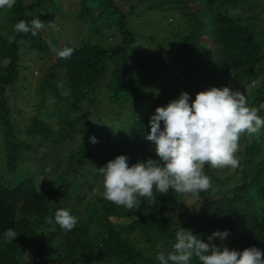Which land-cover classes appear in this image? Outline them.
<instances>
[{"label":"trees","instance_id":"trees-1","mask_svg":"<svg viewBox=\"0 0 264 264\" xmlns=\"http://www.w3.org/2000/svg\"><path fill=\"white\" fill-rule=\"evenodd\" d=\"M56 1L15 0L11 9L0 8V264H29L25 253L30 264H159L158 252L171 250L180 227L205 242L213 232L227 230L225 239L216 237L211 243L239 251L252 246L264 250V128L251 143L246 133L241 135L239 167L205 165L212 188L198 198L171 189L159 195L154 187L156 203L140 198L137 212L99 194L84 205L71 203L74 198L85 200L86 190L95 184L105 192L97 168L116 156L126 155L129 166L158 159L156 145L146 139L150 117L181 92L194 100L210 87H232L244 93L250 107L264 102V27L242 20L241 10L252 0H78L75 41L45 26L36 36L15 34V41L8 43L19 21L38 17L47 23L59 12ZM152 12L157 17L171 12L174 22L155 28L147 23L154 28L148 35L127 28L131 14L146 20ZM109 34L115 41L109 42ZM76 45L71 59L59 57V51ZM45 58L49 63L39 64L40 74L34 76L32 61ZM176 72L186 82L175 87L181 92L152 85ZM33 77L37 81L31 97ZM100 90L113 112L104 116L102 126L90 110L102 101ZM16 99L21 103L13 104ZM81 103L91 105L75 112ZM258 115L264 117V111ZM80 122L88 135L64 152L63 138ZM110 123L117 125L115 130L113 125L106 129ZM97 133H102L98 151L88 145ZM34 141L44 147L39 165L32 163ZM26 154L31 156L28 162ZM64 155L69 168L64 166L61 173L57 169ZM46 160L54 163V176L40 186ZM4 172L12 175L11 182L4 180ZM61 208L78 219L67 233L59 225L52 231L45 223ZM171 212L178 218H171ZM8 228L19 233L12 242L3 237ZM191 264H199L198 259L193 257Z\"/></svg>","mask_w":264,"mask_h":264},{"label":"clouds","instance_id":"clouds-1","mask_svg":"<svg viewBox=\"0 0 264 264\" xmlns=\"http://www.w3.org/2000/svg\"><path fill=\"white\" fill-rule=\"evenodd\" d=\"M14 4L15 0H0V8L11 9ZM45 26L53 30L57 27L54 21L46 23L38 17L30 23L21 20L14 25V34L8 43L15 41V34L36 36ZM76 47L64 48L58 52L59 57L71 59ZM261 111H264V102L250 107L244 93L231 87H210L198 92L194 100L189 93L181 92L166 106L157 107L150 117L151 130L146 139L156 145L158 159L149 157L129 166L128 157L118 155L97 168L103 178L105 199L137 212L143 202L140 198L149 204L156 203L154 187L159 195H168L171 189L198 198L200 193L212 188L210 177L205 174L206 164L214 169L240 166L236 158L240 137L246 133L251 143L252 137L260 135L264 128V117L258 115ZM89 139L93 144L98 143L94 136ZM45 223L52 231L59 225L67 233L74 229L78 219L61 208L54 217H46ZM18 234L8 228L3 237L5 242H12ZM228 235L227 230L216 231L205 242L190 229L180 227L171 250H160L156 259L159 264H191L193 257L199 264H264V250L255 246L239 251L211 243L216 237L223 240ZM24 259L30 264L28 253Z\"/></svg>","mask_w":264,"mask_h":264},{"label":"rangeland","instance_id":"rangeland-1","mask_svg":"<svg viewBox=\"0 0 264 264\" xmlns=\"http://www.w3.org/2000/svg\"><path fill=\"white\" fill-rule=\"evenodd\" d=\"M78 0H58L57 2V8L59 9L58 13L53 14L51 17L48 18V22L49 21H54V23L56 24V30H53L51 28H49V31L55 35L58 36H63L62 38H70L73 41H75L78 38V34H77V24H76V20L74 18V14L73 12L76 10V3ZM57 9V10H58ZM243 11V15H242V20L245 21L247 24L249 25H256L258 28H263L264 27V0H252L251 2H249ZM171 13V12H169ZM165 14V13H161L159 15V17H157L156 12H152V14H149L148 17H146V20L142 19L141 17L138 18L136 17L134 14H131V16L128 18V24L126 25L128 29H132L133 31H136L137 33H142L143 35H148L151 32H153L154 28L160 27L162 25V22H167V21H172L174 22V20H171V15ZM167 16V17H165ZM147 23H149L151 26H153L154 28H151L147 25ZM108 40L110 41H115L113 35H108ZM142 44H149L148 40L145 39H140L139 40ZM53 53V51H52ZM153 53L154 54H159L161 55L162 53L155 51L153 49ZM172 56L175 55H170V58ZM177 56V55H176ZM174 59V58H172ZM49 60L48 59H43V61H32V65H34L33 69H32V74L34 76H38L39 70H38V65L39 64H48ZM176 65L178 67V70L181 71V67H180V63L177 60L173 61V65ZM43 65V66H44ZM178 72H176L171 79H163L162 81H157L156 83H153L152 85H158V87H161L164 91L168 92V91H172L174 90H179L175 87L177 86H185L186 82H180V80H178ZM186 74L181 73L180 79H185ZM204 79V78H202ZM37 81V77H33L31 79H29V87L30 88V94L32 97V89L35 86ZM157 88V87H156ZM232 88V87H231ZM172 89V90H171ZM198 89H202V87H199ZM180 91V90H179ZM23 92L22 94H25V91H20ZM181 92V91H180ZM180 92L176 93L179 94ZM104 92H102L101 90L98 92V97L102 100L100 103H98L96 105V107H91L90 110L92 111L94 117H98L99 120H101L100 122H98L99 125H103L102 120L104 118L105 115L107 114H113L112 111H110L107 108V100L105 95L103 94ZM11 95V94H10ZM33 101H35V99H33ZM14 103H21L20 99H16L15 101H13ZM90 103H81L76 107L75 112L77 113H81L82 111L86 110L87 108L90 107ZM22 106V105H21ZM24 108V107H23ZM26 111L28 112H33L32 108L25 106ZM47 121H49L50 123H53L52 120L50 118H46ZM109 120L106 118L104 123L108 122ZM82 122L74 125V129L68 131L67 135L63 138L64 140V152H71L72 149L76 148L77 146V142L79 140V137L82 136H87L88 135V129L87 128H81L80 124ZM113 125L114 129H116L117 125L115 123H110L107 125L106 129H110V126ZM56 126V125H55ZM24 126L22 125V131H24ZM56 129V127H54ZM105 129V130H106ZM21 134H23L22 132H20ZM101 135L102 133H97L96 138L98 140V143L95 144H88L92 149L98 151L99 150V140L101 139ZM33 153H32V163L34 165H39V160L40 159V154L42 153L43 150V144L41 143H37V141L33 142ZM25 159L28 160L31 158L30 154H26V156L24 157ZM44 160L43 159V164H44ZM67 157L64 155L63 159H60V162H62L61 165H59L57 171L62 173V170L64 168V166L66 164H68L67 162ZM26 162V163H27ZM25 163V164H26ZM46 166L44 165V172H45V177L44 178H39V185L42 186L44 184L47 183V181H50L51 176L50 173L54 172L51 171L52 167L54 166V163L46 160ZM69 166L67 165V167L65 166V169L68 170ZM30 171L32 170V168H29ZM3 178L4 180H6L7 182H11L12 180V175L8 172H4L3 173ZM53 180V179H51ZM217 184V183H216ZM218 186V184H217ZM104 195V192L101 194V191L99 189V187H97V184H95L93 186V188L91 190H86L85 193V200L78 202L75 198L72 199L71 203H79L78 205H84V203L89 202L90 200L94 199L95 195ZM171 218H178V216L176 215L175 212H171L170 214ZM186 216V215H184ZM185 219L183 218L182 220H180L181 222H183ZM178 220V222H180Z\"/></svg>","mask_w":264,"mask_h":264}]
</instances>
